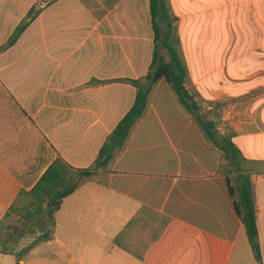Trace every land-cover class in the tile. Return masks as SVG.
Masks as SVG:
<instances>
[{
  "label": "crops",
  "instance_id": "0c3cea01",
  "mask_svg": "<svg viewBox=\"0 0 264 264\" xmlns=\"http://www.w3.org/2000/svg\"><path fill=\"white\" fill-rule=\"evenodd\" d=\"M176 10L189 79L183 42L191 43L196 64L205 65L216 40L214 18L205 45L201 12ZM30 11L36 16L29 26L0 51V222L58 157L76 170L94 165L135 100L136 89L118 81L144 78L154 51L148 0H0V48ZM252 14L253 32L230 36L253 47L244 56L254 58V76L244 78L240 96L264 86L262 1ZM188 17L195 20L186 23ZM192 84L186 88L198 101L209 88L204 78ZM263 105L264 93L238 120L222 123L228 120L252 171L262 264ZM182 110L160 80L123 148L107 168L80 180L55 214L51 238L20 264H257L233 208L222 153ZM0 264H16V257L0 254Z\"/></svg>",
  "mask_w": 264,
  "mask_h": 264
},
{
  "label": "trees",
  "instance_id": "16d2710c",
  "mask_svg": "<svg viewBox=\"0 0 264 264\" xmlns=\"http://www.w3.org/2000/svg\"><path fill=\"white\" fill-rule=\"evenodd\" d=\"M151 25L154 34V51L147 75L138 80H119L136 89L133 106L106 138L94 165L76 170L58 157L44 172L37 184L29 191H21L0 222V254L14 255L16 264L39 243L48 241L55 228V214L63 201L72 195L80 180L89 178L98 169H105L113 161L116 152L123 148L134 125L148 107V99L156 84L165 80L176 95L182 109L198 124L206 139L222 154L224 172L233 208L242 222L257 264H262L256 225L252 171L247 161L233 143L234 133L219 137L214 121L201 114V106L186 88L188 69L180 53V40L176 32L178 18L171 14L167 0H148ZM36 13L30 11L0 51L12 47L29 26ZM24 239L31 243L18 250Z\"/></svg>",
  "mask_w": 264,
  "mask_h": 264
},
{
  "label": "rangeland",
  "instance_id": "374dc122",
  "mask_svg": "<svg viewBox=\"0 0 264 264\" xmlns=\"http://www.w3.org/2000/svg\"><path fill=\"white\" fill-rule=\"evenodd\" d=\"M171 14L176 17V8L180 7L190 15L204 21V30L202 32L203 40L201 43L207 45V24L214 18L215 24V42L211 48L210 56L206 58L205 65L199 63L195 57L192 58L190 50L191 43L185 41L184 53L188 57V68L190 69V78L188 85L192 86L194 80L204 78L203 87H208L207 93L198 99L201 106V114L206 119L214 121L219 130V137L227 135L232 129L228 125H223V119H239L238 113H244L248 108L247 103L264 93V86L251 89L248 95L240 96L245 89V77L253 74L255 62L253 57H245V50L252 49L245 42L230 40L233 35H248L253 32L254 14L250 15V10L263 2L264 21V0H167ZM256 3V4H255ZM185 4V5H184ZM252 16V17H250ZM256 19V18H255ZM194 17H188L186 23H191ZM201 28V27H200ZM211 29V26H210ZM202 30V29H201ZM176 32L178 36V24L176 23ZM212 36V32H211ZM183 48L180 46V51ZM252 64V65H251ZM251 65V66H249ZM249 66V67H248ZM249 70L248 73H246ZM251 76H254L251 75ZM253 81H249L251 83ZM190 89V88H189ZM248 89V88H247ZM191 91V89H190ZM193 92V91H192ZM226 94H230L227 96ZM264 106V105H263ZM172 110H176L172 107ZM184 111V110H182ZM248 111V110H247ZM264 116L263 107L260 110ZM185 112V111H184ZM233 116V117H232ZM208 144L211 143L206 139ZM216 151V150H215ZM223 155L221 154V159ZM225 168V167H224ZM22 246L29 242L21 241ZM28 245V244H27Z\"/></svg>",
  "mask_w": 264,
  "mask_h": 264
}]
</instances>
